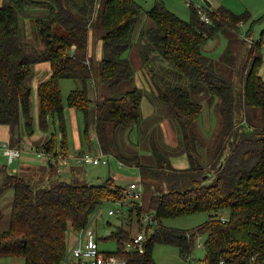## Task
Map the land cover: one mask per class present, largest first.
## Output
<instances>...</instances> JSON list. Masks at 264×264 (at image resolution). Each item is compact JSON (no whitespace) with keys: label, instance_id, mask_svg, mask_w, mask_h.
Masks as SVG:
<instances>
[{"label":"trees","instance_id":"trees-1","mask_svg":"<svg viewBox=\"0 0 264 264\" xmlns=\"http://www.w3.org/2000/svg\"><path fill=\"white\" fill-rule=\"evenodd\" d=\"M100 2L102 8L97 11ZM35 6L43 8L41 14L32 15L37 17L36 23L29 36L24 34L29 41L22 25L29 17L26 8ZM143 12L155 23L135 36L140 40L147 37L141 43L143 61L155 55L159 64L168 62L190 84L188 90L182 84L162 87L155 83L166 116L185 132L183 152L190 165L184 168L173 166L156 145V162L145 164L138 152L122 150L125 143L121 145L118 137L119 128L132 134L140 122L142 89L117 90L116 86L134 78L131 61L124 54L134 44ZM203 15L208 22L202 20ZM249 18L248 11L236 13L219 5L207 6L203 13L192 6L191 18L185 20L161 0L149 9L137 0H0V126H6L10 134L6 141L20 146L26 140L25 148L45 149L51 158L45 163L61 165L55 159L61 153L67 155L68 134L60 81L71 78L81 87L68 94L67 104L83 112L86 142L97 137L99 149L108 157V163L102 165L109 166L114 156L140 171L144 192L147 189L146 204L143 192L142 199L128 208L126 224L117 225L106 237L117 242V249L106 251L107 255H119L127 264H158L154 247L162 243L178 246L181 256L189 258L195 239L206 234V264H264V78L260 73L264 31L258 40H251L246 56L238 62L232 58L230 44L225 49V64L210 59L204 49L219 31H239ZM91 33L103 42L98 60L89 55ZM249 36L247 31L244 39ZM42 61L49 62L51 76L37 86L38 124L48 132L52 120L56 131L35 144L29 79L34 66ZM153 77L158 81V76ZM197 86L218 97L222 116L209 166L201 162L192 131L203 110L191 91ZM90 129L96 135L90 137ZM22 173H5L0 188V194L13 191L9 226L0 232V257L22 256L25 264H66L70 228L76 232L87 228L104 202L126 197L125 187L111 177L87 184L51 176L37 184ZM224 210L227 215L221 214ZM198 212H209L210 217L194 229L164 224L165 219ZM152 213L157 225L144 228V216ZM135 222L141 227L138 233L143 228L146 233L143 252L125 250L138 234L131 231Z\"/></svg>","mask_w":264,"mask_h":264},{"label":"rangeland","instance_id":"rangeland-1","mask_svg":"<svg viewBox=\"0 0 264 264\" xmlns=\"http://www.w3.org/2000/svg\"><path fill=\"white\" fill-rule=\"evenodd\" d=\"M144 9H149L156 4L159 0H137ZM165 5L174 13L179 15L185 20L191 18V7L194 6L200 13L206 11V0H161ZM212 3L213 7L219 5H225L236 13H242L248 11L250 18L240 25L239 31H231L230 29H224L219 31L212 39H210L204 46L205 52L211 59H219L225 64V49L228 44L234 48L232 58L234 61H240L241 58L246 56V52L254 40H258L262 32L264 31V0H208ZM43 7H27L28 18L25 25H22L23 36L26 33L29 36L31 25L36 23L34 16L41 14ZM102 3L97 6V11L101 10ZM25 9V10H26ZM35 12V13H33ZM34 15V16H32ZM34 22V24H33ZM154 21L147 16L145 12L142 13L139 24L134 32L133 40L134 44L125 52V56H128L132 67L134 69V78L130 81H124L118 86L117 90H127L134 86H137L143 91L142 104L140 108V122L134 127L132 134H128L126 130L119 128L118 137L121 145L125 143V148L122 149L125 152L132 153L138 152L142 156V162L145 164H154L155 156L153 155V145L158 146L161 151L168 157L173 166L177 168H184L190 165V159L185 150L184 136L185 132L181 128V125L168 118L165 114L164 107L158 98V90L156 88L157 83L159 86L167 85H183L190 90V84L184 82L181 72L174 68L168 62L159 64L155 55H150L149 61H143L141 54V43H145L147 37L135 39L136 33L144 31L145 33L149 28L154 27ZM250 32L249 39L246 41V33ZM102 31H99L97 36L100 37ZM26 36V35H25ZM24 38L31 41V39ZM99 46L98 52L102 55V39H98ZM140 40V41H139ZM231 40V42H229ZM252 40V41H251ZM139 43L137 44V42ZM41 48V46H39ZM264 56V47H263ZM245 55V56H244ZM237 61V62H238ZM233 63L234 65L237 63ZM49 62L42 61L34 66V74L29 79V83L32 86V102H33V116L35 133L31 137L35 144L43 143L50 135L56 131L54 123L50 120V128L48 132H43L39 128L38 124V112L39 102L37 96V86L40 82L47 80L51 76V69ZM227 66V65H226ZM261 75L264 78V63L261 67ZM154 75L158 76V81L155 80ZM62 97L66 106V126L68 134V153L69 157H73L76 154H82L87 151L95 152L98 149L97 137L92 139L90 143H87L84 135V116L81 110L69 107L67 104L68 94L76 88L81 87V83L71 78H63L60 81ZM194 98L200 101L203 105V110L196 121L194 129V139L198 144V151L201 156V162L205 166H209L214 160V154L216 146L218 144V138L222 127V116L219 112V99L215 95H210L206 90H201L200 87L191 88ZM259 113V110L257 109ZM77 131L80 135L81 146L76 150V134ZM58 133V130H57ZM90 137L96 135L94 129L89 131ZM130 139H129V138ZM10 134L6 130V126H0V139L8 140ZM27 143H25L26 145ZM30 147V146H28ZM127 153V154H129ZM26 153L23 152V155ZM30 156L34 158L32 164L26 168L22 173L30 181L37 184H42L47 178L53 176V178L62 179L70 182L97 184L108 178H114L116 184L127 187L132 181H140L141 175L137 166L135 165H120L116 157H110V165H92L85 164L83 162H75L72 158L69 159V164L66 165H50L41 162V158L36 154L30 152ZM0 160L7 164L4 157L0 155ZM25 162V161H24ZM21 159L16 161L8 169L20 167L21 163H24ZM34 164V165H33ZM62 167V171L60 170ZM3 167L0 166V188L3 182ZM84 175V176H83ZM83 177V178H82ZM151 182V181H150ZM147 189L144 192V199L146 204ZM13 198V191L8 190L3 194H0V210L2 211V217L0 219V232L7 229L11 218V203ZM130 197H125L122 201H106L102 204L100 210L93 215L91 226L96 230L99 240L100 249L103 251H115L117 249V242L114 238H106L116 228L117 225L122 224L125 218L122 215H109L110 209L120 207L122 203V210L127 213ZM221 214L227 215L228 211L224 210ZM210 217L209 212H198L189 215L177 216L164 220V224L178 229L191 230L202 223H204ZM126 223L124 222L123 225ZM141 229L140 225L135 222L131 227L132 234H136ZM144 231V228L143 230ZM151 232V231H149ZM71 234L78 236V233L70 228L68 236L71 238ZM206 234L199 235L195 239L189 258L183 257L180 254L178 246L174 244H162L158 243L154 247V258L158 264H206L205 247L203 245ZM69 250V243H68ZM0 263L3 264H25V259L22 256H3L0 257Z\"/></svg>","mask_w":264,"mask_h":264},{"label":"built area","instance_id":"built-area-1","mask_svg":"<svg viewBox=\"0 0 264 264\" xmlns=\"http://www.w3.org/2000/svg\"><path fill=\"white\" fill-rule=\"evenodd\" d=\"M202 20L208 22V19L205 15L202 16ZM26 140H23L20 146H12L6 140H0V155L4 156L7 160L12 158L21 157L23 152H32L37 155V157L43 160H51L49 155L45 152V149L37 148H25ZM51 156V155H50ZM74 159L75 162H83L85 164H107L108 157L100 149L96 152H86L81 155H75L69 157L61 153L58 158L61 165L68 164L69 159ZM120 165H123L119 162ZM62 168V167H61ZM144 192V186L142 180L132 181L125 188L124 194L126 197H130L131 200L128 202L129 207L133 204V201H140ZM128 207V208H129ZM109 215H122L125 217L128 216V213H125L122 210V203L120 207L109 210ZM144 228L155 227L158 223L157 216L155 214H146L144 216ZM152 229V228H151ZM77 236L76 243L72 246L70 250L66 253L65 263L66 264H127V260L119 255H107L106 251L100 249L99 240L96 230L89 225L87 228L80 230ZM146 233L144 231L138 233L134 236L125 246L126 251H139L143 252L145 249Z\"/></svg>","mask_w":264,"mask_h":264},{"label":"crops","instance_id":"crops-1","mask_svg":"<svg viewBox=\"0 0 264 264\" xmlns=\"http://www.w3.org/2000/svg\"><path fill=\"white\" fill-rule=\"evenodd\" d=\"M210 2V1H209ZM211 3V2H210ZM212 6V3L211 5ZM99 40L94 38L92 33H91V36H90V45H89V55L93 56L95 59H100V51L98 52V46H99ZM100 47V46H99ZM50 67V65H49ZM51 69V67H50ZM73 108V107H72ZM80 135L77 131V134H76V142H75V149L77 150L80 146H81V139H80ZM68 150V149H67ZM99 150V147L98 149ZM76 155H81V154H76ZM22 160L24 163H21L20 167H15L13 169H8L9 166L13 165L16 161L18 160ZM34 158L32 156H30V152H26L25 155H22L21 157L19 158H12L10 160H6L7 164L4 163L2 160H0V166L3 167L4 171H3V176L5 175V173L9 172V173H15V172H18V173H21V172H24L26 170V168L28 166H30L33 162ZM43 163H45L46 161H44L43 159H41ZM34 165V164H33ZM84 176V175H83ZM83 178V177H82ZM77 241V236L76 235H73L71 234V238L70 236H68V241L67 243H69V250L72 248V246L76 243Z\"/></svg>","mask_w":264,"mask_h":264},{"label":"water","instance_id":"water-1","mask_svg":"<svg viewBox=\"0 0 264 264\" xmlns=\"http://www.w3.org/2000/svg\"><path fill=\"white\" fill-rule=\"evenodd\" d=\"M206 2H207V6H210L211 5V3L208 1V0H206ZM208 175H205V178L207 177Z\"/></svg>","mask_w":264,"mask_h":264}]
</instances>
